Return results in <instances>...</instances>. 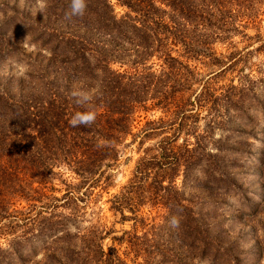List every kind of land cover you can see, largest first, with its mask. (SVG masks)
<instances>
[{
  "label": "trees",
  "instance_id": "obj_1",
  "mask_svg": "<svg viewBox=\"0 0 264 264\" xmlns=\"http://www.w3.org/2000/svg\"><path fill=\"white\" fill-rule=\"evenodd\" d=\"M118 1L129 9L120 17L110 0H45L49 6L43 16L61 23L68 16L65 28L53 30L56 35L48 38L41 31L33 37L50 56L39 68L28 63L33 71L19 81L18 97L0 96V233L14 236V241L43 234L53 238L66 231L57 227L66 217L59 209L76 211L130 136L144 155L129 185L115 195L114 210L124 220L137 221L148 199L166 215L177 210L178 218L196 217L189 215L190 201L182 189L200 181L194 170L212 155L207 145L218 121L214 118L202 128V116L189 110L192 103L185 92L198 80L189 63L199 54L191 44L193 32L207 26L209 18L200 14L196 19L188 0ZM161 5L172 13L166 16ZM178 17L191 28L177 27ZM26 26L27 35L33 28ZM260 42L264 50V40ZM231 88L236 99L227 96L229 104L253 90L235 84ZM155 110L162 115L135 132L142 115ZM153 137L162 138L144 147ZM58 191H64L62 196L55 195ZM16 204L23 209L13 208ZM125 206L134 214L126 215ZM49 222L53 224L47 227ZM164 252L157 254L163 256L161 264L168 262ZM209 252L204 247L202 256ZM100 253V264H128L119 254Z\"/></svg>",
  "mask_w": 264,
  "mask_h": 264
},
{
  "label": "rangeland",
  "instance_id": "obj_2",
  "mask_svg": "<svg viewBox=\"0 0 264 264\" xmlns=\"http://www.w3.org/2000/svg\"><path fill=\"white\" fill-rule=\"evenodd\" d=\"M44 1L0 0V96L8 93L18 97L19 81L33 71L28 63L39 68L50 56L41 42H32L33 37L41 31L48 38L53 30L65 28L68 16L62 18L63 23L59 18L47 20L43 16L49 6ZM110 2L119 17L129 12L118 0ZM188 2L195 6L196 19L205 14L209 21L193 32L191 44L199 54L189 63L198 80L185 92V98L192 103L189 110L201 114L202 128L214 118L218 121L207 145L212 155H206L194 170L200 173V181L182 189L190 201L189 215L196 217L178 218L177 210L166 215L148 199L140 206L137 221L124 220L114 210L115 195L129 185L137 161L144 155L139 141L130 136L126 146H119L118 160L107 161L111 163L104 168L107 176L84 196L76 211L59 209L66 217L64 225L57 227H67L66 231L58 237L44 238L43 234L16 241L14 236L0 233V264H100L101 249L107 256L121 255L128 264H161L159 251H165L166 264H264V82H260L264 79V50L260 46L264 40V0ZM162 8L166 16L172 13L169 7ZM26 23L33 28L27 35ZM179 25L191 28L182 17L177 19ZM29 41L32 44L28 45ZM232 84L253 90L240 102L229 104L227 96L236 99ZM161 115V110L143 114L135 132L148 119ZM161 138L153 137L144 147ZM63 192L55 195L62 196ZM22 205L13 208L22 210ZM124 211L129 216L134 214L128 206ZM67 234L70 237L66 241H56ZM207 246L211 252L202 256Z\"/></svg>",
  "mask_w": 264,
  "mask_h": 264
}]
</instances>
